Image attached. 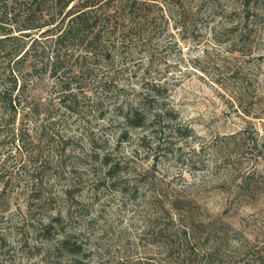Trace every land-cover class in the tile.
I'll list each match as a JSON object with an SVG mask.
<instances>
[{
	"label": "rangeland",
	"instance_id": "374dc122",
	"mask_svg": "<svg viewBox=\"0 0 264 264\" xmlns=\"http://www.w3.org/2000/svg\"><path fill=\"white\" fill-rule=\"evenodd\" d=\"M126 1L92 9L96 56L60 50L70 90L42 69L55 36L36 32L34 58L0 53L19 76L15 109L0 101V264H253L264 0H137L135 20Z\"/></svg>",
	"mask_w": 264,
	"mask_h": 264
},
{
	"label": "trees",
	"instance_id": "16d2710c",
	"mask_svg": "<svg viewBox=\"0 0 264 264\" xmlns=\"http://www.w3.org/2000/svg\"><path fill=\"white\" fill-rule=\"evenodd\" d=\"M105 1L107 0H19L9 8L7 0H0V53L4 47L10 46L4 54L5 57H19L18 60L34 58L39 52L36 32L43 30L39 35L42 37L55 36L54 47L51 48L53 55H48L51 60L46 63V68L42 69L50 70L51 75L61 82L65 90H70L72 84H67L70 78L65 69L66 60L59 52L66 47L69 51L81 47L86 53L96 56L98 50L104 48L105 18L94 13L92 9L101 6ZM136 1L128 0L123 6L131 11V20H135ZM68 7L70 9L63 15ZM53 10L55 11L51 12ZM127 36L128 32L123 35L124 38ZM27 39L31 43H28ZM20 40L23 41L21 46L13 45L14 41ZM43 52L45 53V50ZM78 64L74 78L84 76L87 71L83 62ZM0 76L15 83L12 89L0 92V101L4 107L8 110L15 109L17 97H14V90L19 76L14 69L8 72L4 69ZM126 118L130 120L135 117L128 115ZM258 253L253 264H264V254H260L261 251Z\"/></svg>",
	"mask_w": 264,
	"mask_h": 264
}]
</instances>
